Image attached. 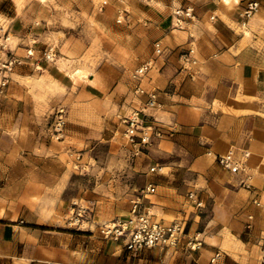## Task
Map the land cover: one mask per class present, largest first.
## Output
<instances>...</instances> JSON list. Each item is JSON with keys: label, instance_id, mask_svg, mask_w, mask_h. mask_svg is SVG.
I'll return each instance as SVG.
<instances>
[{"label": "crops", "instance_id": "obj_1", "mask_svg": "<svg viewBox=\"0 0 264 264\" xmlns=\"http://www.w3.org/2000/svg\"><path fill=\"white\" fill-rule=\"evenodd\" d=\"M113 1L127 11L128 27L142 34L126 39L128 45L143 46L138 61L154 60L142 84L156 90L158 106L149 112L154 121L149 116L146 124L158 125L162 135L136 157L143 177L139 198L155 218L181 222L183 239L178 248L137 252L124 243L74 248L70 240L79 234L32 227L34 248H4L12 224L0 221V264H259L254 248H241L240 222L264 218V0H254L259 6L249 18L243 16L249 0ZM155 41L165 48L160 56L154 54ZM190 47L195 64L181 59ZM33 61L34 71L71 94L77 103L72 109L86 108L87 100L103 93L95 74L76 76L84 74L78 68L69 75L58 59ZM132 90L124 101L137 108L144 96L137 98ZM121 91L118 82L117 103ZM66 121L69 132L87 127ZM241 149L249 152L250 188L215 161L218 154ZM147 185L154 186L153 193H144ZM39 232L50 233L46 244L35 237Z\"/></svg>", "mask_w": 264, "mask_h": 264}, {"label": "rangeland", "instance_id": "obj_2", "mask_svg": "<svg viewBox=\"0 0 264 264\" xmlns=\"http://www.w3.org/2000/svg\"><path fill=\"white\" fill-rule=\"evenodd\" d=\"M79 4L81 13L78 0H0L6 28L0 36V221L12 224L4 248H34L32 227L77 233L74 248H113L123 241L105 238L98 226L127 215L142 194L136 163L146 148L136 150L122 122L133 109L124 98L136 84L132 73L143 53L126 39L142 34L128 27L127 11L113 0ZM56 59L69 75L78 68L84 74L76 76L95 74L100 98L72 109L71 94L34 71L33 60ZM66 120L87 127L69 132ZM240 223L241 248H254L264 264V218ZM46 234L35 237L46 244Z\"/></svg>", "mask_w": 264, "mask_h": 264}, {"label": "built area", "instance_id": "obj_3", "mask_svg": "<svg viewBox=\"0 0 264 264\" xmlns=\"http://www.w3.org/2000/svg\"><path fill=\"white\" fill-rule=\"evenodd\" d=\"M258 2L249 0L243 10L245 18L251 17L258 8ZM178 14V11L175 12ZM187 14V12H186ZM6 28L0 24V36L5 34ZM154 54L160 56L165 51L160 41L153 44ZM194 48L190 47L181 54L183 63L195 64ZM46 58H50L47 54ZM154 66V60H148L134 69L132 78L135 86L132 93L135 97L144 96V100L139 102L137 108H133L130 114L122 117L125 125L124 135L127 140L140 148H147L152 143V138L160 137V127L154 123L146 124L147 117L152 115L149 112L158 106L157 93L153 88H147L142 84V80L147 72ZM249 152L245 149L238 153L229 151L225 154L215 156L216 163L222 168L241 176L240 183L245 188H250L251 175L247 171L246 160ZM154 186L147 185L144 193H153ZM191 194H189L190 196ZM99 233L105 238L122 240L127 250L137 252L143 248H168L177 247L183 239L184 225L181 222H163L155 218L149 205L144 204L139 197L131 201L129 212L125 216L116 217L110 222L102 223L98 226ZM195 243L190 248H194Z\"/></svg>", "mask_w": 264, "mask_h": 264}, {"label": "trees", "instance_id": "obj_4", "mask_svg": "<svg viewBox=\"0 0 264 264\" xmlns=\"http://www.w3.org/2000/svg\"><path fill=\"white\" fill-rule=\"evenodd\" d=\"M39 228L46 229V228H44V227H39Z\"/></svg>", "mask_w": 264, "mask_h": 264}, {"label": "bare ground", "instance_id": "obj_5", "mask_svg": "<svg viewBox=\"0 0 264 264\" xmlns=\"http://www.w3.org/2000/svg\"><path fill=\"white\" fill-rule=\"evenodd\" d=\"M41 1H45V0H41Z\"/></svg>", "mask_w": 264, "mask_h": 264}]
</instances>
